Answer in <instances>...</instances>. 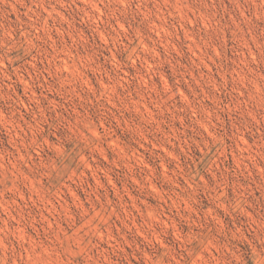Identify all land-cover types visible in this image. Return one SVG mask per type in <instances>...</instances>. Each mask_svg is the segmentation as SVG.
Returning a JSON list of instances; mask_svg holds the SVG:
<instances>
[{
	"label": "rangeland",
	"instance_id": "rangeland-1",
	"mask_svg": "<svg viewBox=\"0 0 264 264\" xmlns=\"http://www.w3.org/2000/svg\"><path fill=\"white\" fill-rule=\"evenodd\" d=\"M0 264H264V0H0Z\"/></svg>",
	"mask_w": 264,
	"mask_h": 264
}]
</instances>
